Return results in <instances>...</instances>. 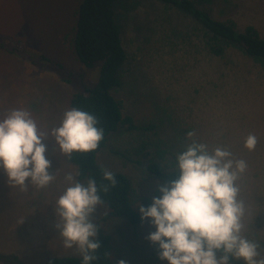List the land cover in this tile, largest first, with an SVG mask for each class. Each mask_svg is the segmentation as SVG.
<instances>
[{"label":"rangeland","instance_id":"rangeland-1","mask_svg":"<svg viewBox=\"0 0 264 264\" xmlns=\"http://www.w3.org/2000/svg\"><path fill=\"white\" fill-rule=\"evenodd\" d=\"M80 1L0 0V41H6L0 48V118L14 108L29 111L45 133L49 172H55L45 187H19L0 171V264H45L52 256L81 255L77 247L63 246L55 227L56 200L67 175L85 181L48 134L71 108V96L97 82L99 64L84 67L73 48ZM194 1L215 18L231 20L238 29L253 25L264 36V0ZM114 10L126 60L119 70L121 85L111 92L123 114L137 123L179 117L209 149L222 144L246 161L238 180L246 208L243 234L260 244L264 256V62L236 48L223 57L208 54L191 17L160 0H116ZM249 133L257 137L251 151L243 146ZM137 137L138 131L119 128L98 161L124 173L133 191L152 201L159 181L122 155ZM107 211L100 203L91 218L112 237L110 264H167L146 239L154 231L147 219L133 225L124 216L103 218Z\"/></svg>","mask_w":264,"mask_h":264},{"label":"clouds","instance_id":"clouds-1","mask_svg":"<svg viewBox=\"0 0 264 264\" xmlns=\"http://www.w3.org/2000/svg\"><path fill=\"white\" fill-rule=\"evenodd\" d=\"M60 153H88L103 138L95 116L79 108L65 110L58 126L48 130ZM188 137L193 133L188 132ZM45 133L29 111L14 108L0 118V171L19 187L31 183L47 186L55 172H49ZM257 137L249 133L243 140L251 151ZM247 163L234 157L228 147L191 140L175 156V178L159 186L148 206L140 205L141 220L147 219L154 231L146 239L157 246L158 258L167 264H264L260 244L243 234L244 201L239 198L238 180ZM103 178L114 183L113 173ZM68 182L56 200L60 222L55 224L65 248L77 247L81 264H91L99 247L97 225L92 220L101 203L96 181L85 183L67 175ZM117 264H125L123 260Z\"/></svg>","mask_w":264,"mask_h":264},{"label":"trees","instance_id":"trees-1","mask_svg":"<svg viewBox=\"0 0 264 264\" xmlns=\"http://www.w3.org/2000/svg\"><path fill=\"white\" fill-rule=\"evenodd\" d=\"M160 1L180 8L191 17L194 28H199L202 32L201 44L208 54L223 57L229 49L236 48L249 59L264 62V36H261L255 26L247 25L238 29L233 21L215 18L194 0ZM115 2L116 0H81L75 10V54L84 67L93 68L97 64L100 67L96 84L75 92L69 105L95 116L98 127L103 131V138L94 151L73 153L68 159L76 166L79 180L86 182L92 178L96 181L101 203L108 208L103 218L124 216L131 224L138 225L142 220L137 209L140 205L148 206L151 199L134 192L130 179L122 172L110 171L113 173L114 183L103 178V173L109 170L100 164L98 154L106 146L110 135L123 127L138 131L136 143L122 155L158 180L159 186L175 178L176 154L183 151L191 140L200 141L194 136H187L188 132H192V127L179 117L169 119L163 116L160 122L137 123L132 116L123 114L122 102L111 92L121 85L119 70L126 60L120 28L115 19ZM5 45L6 41H0V48L5 49ZM166 127L169 128L168 131L165 130ZM159 186L154 191L156 196L160 195ZM139 201L140 205H137ZM97 231L99 247L91 264H110L112 237L99 226ZM45 264H81V255L52 256ZM229 264L243 262L230 258Z\"/></svg>","mask_w":264,"mask_h":264}]
</instances>
